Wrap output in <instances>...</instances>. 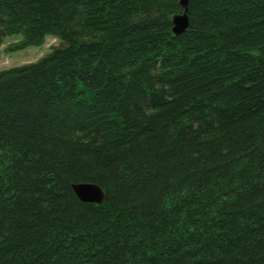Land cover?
Listing matches in <instances>:
<instances>
[{"label": "trees", "instance_id": "16d2710c", "mask_svg": "<svg viewBox=\"0 0 264 264\" xmlns=\"http://www.w3.org/2000/svg\"><path fill=\"white\" fill-rule=\"evenodd\" d=\"M180 2L0 0V264H264V0Z\"/></svg>", "mask_w": 264, "mask_h": 264}, {"label": "rangeland", "instance_id": "374dc122", "mask_svg": "<svg viewBox=\"0 0 264 264\" xmlns=\"http://www.w3.org/2000/svg\"><path fill=\"white\" fill-rule=\"evenodd\" d=\"M20 40V36H14L3 41L0 55V71L35 63L46 56L52 47L59 45V42L56 39L46 37L44 44L41 46L28 47L12 52L7 51L8 47H13V45Z\"/></svg>", "mask_w": 264, "mask_h": 264}, {"label": "water", "instance_id": "95a60500", "mask_svg": "<svg viewBox=\"0 0 264 264\" xmlns=\"http://www.w3.org/2000/svg\"><path fill=\"white\" fill-rule=\"evenodd\" d=\"M187 3L188 0H181L180 5L182 12L176 14L171 20V32L174 36H179L188 29ZM71 189L81 203L101 205L103 202V192L94 184L77 183L73 184Z\"/></svg>", "mask_w": 264, "mask_h": 264}]
</instances>
